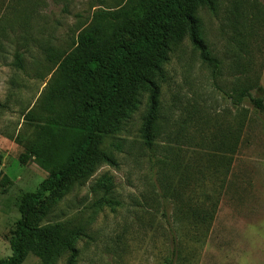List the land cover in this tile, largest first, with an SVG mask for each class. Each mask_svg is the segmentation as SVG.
<instances>
[{"label":"rangeland","instance_id":"1","mask_svg":"<svg viewBox=\"0 0 264 264\" xmlns=\"http://www.w3.org/2000/svg\"><path fill=\"white\" fill-rule=\"evenodd\" d=\"M217 1L215 11L205 6L197 17L200 36L219 68L214 71L202 61L188 38L171 45L167 61L154 77L159 89V133L152 146L145 147L141 138L149 99L145 90L119 131L104 140L103 148L114 164L98 166L85 183L65 193L46 217L49 222L75 223L83 218L87 223L73 244L75 264H163L170 253V228L177 225L176 264H264V115L248 102L237 111L225 94L242 85L244 80L238 75L247 57L243 58L233 44L230 18L235 0ZM240 1L253 16L252 26L246 31L258 30L263 0ZM122 2L0 0V180L2 176L10 180L0 185V259L11 254L10 235L20 218L21 198L35 191L48 175V170L25 148V143L34 139L35 122L45 115L43 96L55 68L45 60L43 48L47 45L55 52L67 51L96 9L114 8ZM254 2L256 6L250 7ZM259 36L264 53V29ZM252 40L246 36V42L255 50ZM233 58L235 67L231 68ZM254 61L248 72L251 82L262 63V54H256ZM251 93L263 97L257 88ZM29 111L34 113L32 122L27 117ZM206 112L221 129L234 126V115L241 114L242 131L235 153L220 143L212 146L218 139L216 133L206 140L207 130L211 126L214 129L210 124L202 131ZM209 141L214 143L208 145ZM23 154L29 155L26 162L20 160ZM221 157L230 158L228 168L219 166ZM176 158L183 166L199 170L197 177L201 178L202 173L206 177L179 185L175 207L169 201L157 205L149 200L152 182L159 177L154 168L158 169L159 161L167 167ZM221 169H227L224 177L216 173ZM98 181L109 184L105 195ZM204 189L218 200L214 219L205 232L188 224L184 211L186 206L204 201ZM101 197L111 199L112 204H97ZM162 211L170 224L164 222ZM69 257L64 253L56 264H67ZM22 264H39V259L29 254Z\"/></svg>","mask_w":264,"mask_h":264},{"label":"trees","instance_id":"2","mask_svg":"<svg viewBox=\"0 0 264 264\" xmlns=\"http://www.w3.org/2000/svg\"><path fill=\"white\" fill-rule=\"evenodd\" d=\"M217 2L123 0L114 8L96 9L90 23L79 30L67 51L55 52L47 45L43 48L45 60L55 68L43 96L45 115L35 122L34 139L27 141L25 148L48 170V175L35 191L27 192L21 198L18 209L20 218L10 235L11 254L0 259V264H22L29 254L36 256L39 264H56L66 252L70 254L67 264H75L76 250L73 244L82 235L87 223L83 218L75 223L68 220L49 222L46 217L65 193L85 183L98 166L102 163L114 164L103 148L104 140L119 131L121 123L138 104V97L145 90L149 93V99L141 138L145 147L152 146L159 133V89L154 77L167 61L171 45L188 38L202 61L212 66L214 71L219 68L218 61L209 55L200 36L197 17L198 11L205 6L215 11ZM254 6L255 2L250 5ZM258 16L259 29L246 31L253 23V16L248 15L244 2H233V16L230 18L233 44H236L238 53L247 58L242 66L243 71L238 75L241 76L240 80H244L242 85L233 87L230 93L225 94L237 111L244 102H248L264 115V98L251 93L256 88L261 90L260 77L264 68L262 39L259 36L260 30L264 29V9L258 11ZM246 36L252 37L253 42L255 40V50L246 42ZM256 54H262V63L251 82L248 72L254 67ZM234 60L231 68L235 67ZM17 62L20 64L18 58ZM33 115V111L27 113L31 122L35 118ZM242 120L240 113L235 114L234 126L230 124L229 129H221L214 120L218 125L216 128V124L212 123L213 116L206 112L201 122L202 131L210 124L214 125L213 130L212 126L207 130L206 140L218 134L215 143L209 141L208 145L220 143L228 152L235 153L240 142ZM224 137H227L225 141ZM25 158L29 159V155H21L20 160L26 162ZM150 162L155 163L153 159ZM180 162V158H176L166 167L163 161H159L158 169L154 168L155 176L159 174V177L152 182L149 200L161 206L169 201L175 207L179 200V185L185 181L186 184L199 180V170L194 166H183ZM224 165L227 168L230 165L229 157H221L219 166ZM167 169L172 171L166 174ZM226 172L216 170L220 177H224ZM175 175L179 178L176 179ZM205 177L202 173L200 179ZM175 180L177 184H174ZM7 182H10L8 177L2 176L0 185ZM107 184L97 182V186L103 187L104 195L109 191ZM199 189L196 188L197 193ZM208 192L209 189H204L202 203L184 208L188 224L204 232L214 219L218 203ZM112 202L101 197L97 204L110 205ZM161 217L166 224H170L166 212L162 211ZM177 227L170 228V253L163 264L177 263Z\"/></svg>","mask_w":264,"mask_h":264},{"label":"crops","instance_id":"3","mask_svg":"<svg viewBox=\"0 0 264 264\" xmlns=\"http://www.w3.org/2000/svg\"><path fill=\"white\" fill-rule=\"evenodd\" d=\"M260 86H261V90H262L263 98H264V68H263V70L261 72Z\"/></svg>","mask_w":264,"mask_h":264}]
</instances>
